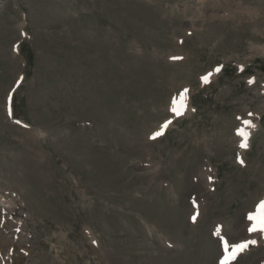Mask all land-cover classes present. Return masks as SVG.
Listing matches in <instances>:
<instances>
[{
    "label": "rangeland",
    "instance_id": "rangeland-1",
    "mask_svg": "<svg viewBox=\"0 0 264 264\" xmlns=\"http://www.w3.org/2000/svg\"><path fill=\"white\" fill-rule=\"evenodd\" d=\"M261 201L264 0H0V264H220Z\"/></svg>",
    "mask_w": 264,
    "mask_h": 264
},
{
    "label": "snow or ice",
    "instance_id": "snow-or-ice-1",
    "mask_svg": "<svg viewBox=\"0 0 264 264\" xmlns=\"http://www.w3.org/2000/svg\"><path fill=\"white\" fill-rule=\"evenodd\" d=\"M217 71H219V68H217ZM202 80L204 82H207L208 80V77L205 76V77H202ZM187 89L184 90V93H187ZM183 95L181 96V98L183 99ZM180 107H183V105H180ZM180 107L177 106V103H176V100L174 99L173 100V106L171 108V111H173L174 113H176L177 115L181 114L180 113ZM11 114V112H10ZM249 115H251V113H249ZM17 123H19L17 121ZM171 123V121H166L164 125H162L161 127L162 128H165L167 127V125ZM244 125L248 128H252V127H255L251 121H248V120H245L243 121ZM237 134L240 135L242 137V143H241V147H246L247 146V138H248V133L245 132L243 129H238L237 130ZM161 135V132H156L153 134V136L151 138H155L156 136H159ZM193 219H195V217H193ZM248 219L250 221H252V225L251 227H249L248 231L249 232H255L257 231L258 229L262 232H264V201H261L259 205H257V209H256V212L255 213H251L248 215ZM224 243V250H225V255L223 257V259L220 261V264H229V262L234 259L236 257V255L239 253V252H242L244 251L249 244H254L255 241L253 240H248V241H245L243 243H239V244H231L227 241V240H224L223 241ZM231 247V254L229 255V248Z\"/></svg>",
    "mask_w": 264,
    "mask_h": 264
},
{
    "label": "bare ground",
    "instance_id": "bare-ground-1",
    "mask_svg": "<svg viewBox=\"0 0 264 264\" xmlns=\"http://www.w3.org/2000/svg\"><path fill=\"white\" fill-rule=\"evenodd\" d=\"M255 127H252V128H248V127H246V128H243V130L245 131V132H247L248 133V138H247V141H246V143H247V146L246 147H241L242 148V151L243 150H245V149H248L249 148V146H250V139H251V137H252V133H253V130L254 129H256L257 128V125H255V124H253ZM242 143V142H241ZM256 232V234H257V232H259V230H257V231H255ZM255 232H253V233H255ZM248 233V234H247ZM252 232H249L247 229L245 230V235L246 236H253V234H251ZM250 234V235H249ZM262 237H264V232H262V231H260V233H259V236L258 237H255V238H253V241H255L256 242V244H257V242H258V238H260V239H264V238H262ZM224 241V240H223ZM225 251V250H224ZM229 254V253H228ZM223 257L224 256H222V259H223ZM221 259V260H222ZM220 260V261H221ZM261 264H264V260L263 261H261Z\"/></svg>",
    "mask_w": 264,
    "mask_h": 264
}]
</instances>
